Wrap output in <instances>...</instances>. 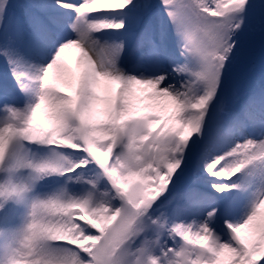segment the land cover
<instances>
[{
  "label": "snow or ice",
  "instance_id": "obj_1",
  "mask_svg": "<svg viewBox=\"0 0 264 264\" xmlns=\"http://www.w3.org/2000/svg\"><path fill=\"white\" fill-rule=\"evenodd\" d=\"M0 264H264V0H0Z\"/></svg>",
  "mask_w": 264,
  "mask_h": 264
},
{
  "label": "bare ground",
  "instance_id": "obj_2",
  "mask_svg": "<svg viewBox=\"0 0 264 264\" xmlns=\"http://www.w3.org/2000/svg\"><path fill=\"white\" fill-rule=\"evenodd\" d=\"M22 3L24 2V0H20ZM80 52L78 48H72V49H68L66 50L65 54H64V59L66 60V62L68 64H70L73 68L76 67V61H77V57L79 56ZM116 87H118V85L113 84L112 88L115 89ZM144 93L141 92V95H143ZM143 103H147V100L142 101Z\"/></svg>",
  "mask_w": 264,
  "mask_h": 264
},
{
  "label": "rangeland",
  "instance_id": "obj_3",
  "mask_svg": "<svg viewBox=\"0 0 264 264\" xmlns=\"http://www.w3.org/2000/svg\"><path fill=\"white\" fill-rule=\"evenodd\" d=\"M14 2H16V3H22L20 0H14Z\"/></svg>",
  "mask_w": 264,
  "mask_h": 264
}]
</instances>
